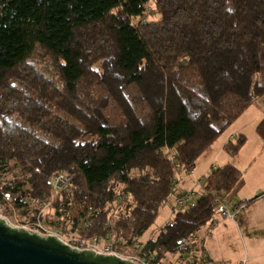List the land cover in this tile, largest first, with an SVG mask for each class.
<instances>
[{
  "label": "trees",
  "instance_id": "trees-1",
  "mask_svg": "<svg viewBox=\"0 0 264 264\" xmlns=\"http://www.w3.org/2000/svg\"><path fill=\"white\" fill-rule=\"evenodd\" d=\"M262 97L264 0H0V208L24 226L48 205L39 220L73 242L117 234L126 257L210 264L179 242L214 225L242 182L234 165L141 239L175 204L173 184ZM256 131L264 142V120ZM62 172L72 182L54 196Z\"/></svg>",
  "mask_w": 264,
  "mask_h": 264
},
{
  "label": "rangeland",
  "instance_id": "rangeland-1",
  "mask_svg": "<svg viewBox=\"0 0 264 264\" xmlns=\"http://www.w3.org/2000/svg\"><path fill=\"white\" fill-rule=\"evenodd\" d=\"M152 8L154 6L148 9L147 19L151 21L158 20L159 17H155L156 15L152 12ZM234 128L235 125H232L222 138L228 136ZM257 136L254 129L248 130L247 146L240 155L241 159L249 160L258 155L264 156V142L259 135ZM214 146L210 150H213ZM210 150L205 152L199 160L198 163H202L198 170H202L207 162L208 164L210 163L213 156V151ZM253 180L252 178V182H255ZM196 188L197 194L193 202L202 194V188L199 185H196ZM260 204L256 207V212L254 213L256 219H250L247 215L249 211H243L250 203L235 204L234 200L227 202L224 208L231 214H235L236 210H238L236 218L230 219L217 213L214 225L209 224L206 227L210 231L205 229L201 235L202 237L193 245V253H186L184 257L190 260L192 256L196 255L200 260L210 262V264H264V227L257 225L261 220L260 211L263 209ZM1 210L3 212L2 216L8 220L10 225L21 226V219L18 218L15 210H12L11 207L10 210ZM179 211L175 209L174 198H171L161 208L155 223L144 234L141 241L146 242L156 238L159 229L172 220ZM173 260L174 258L170 257L168 259L169 262Z\"/></svg>",
  "mask_w": 264,
  "mask_h": 264
},
{
  "label": "crops",
  "instance_id": "crops-1",
  "mask_svg": "<svg viewBox=\"0 0 264 264\" xmlns=\"http://www.w3.org/2000/svg\"><path fill=\"white\" fill-rule=\"evenodd\" d=\"M263 120H264V97L259 99L253 106H251L237 120V123L233 124L235 125V128L228 136L224 138L220 137L213 144L215 145L213 150H210L211 147H213V145L208 149L210 151H213L212 152L213 156L209 164L207 162L202 170H198L202 163V162L198 163L199 160L202 158L201 157L198 160L192 173L181 175V180L178 188V195L192 194L193 195L192 202H193L197 194L196 185H199L202 188L204 178L213 169H217L229 164L234 165L243 173V179L241 184L238 186L237 190L229 198H227L224 205L229 201L231 202L232 200L235 201V204H239L243 202L250 203V205L246 206V208L243 211H247V212L249 211L247 214L248 217L250 219H256L254 213L256 212V207L259 205V203H261L260 206L263 209L260 211L261 220L259 219L260 221L257 225H262L264 227V156L258 155L249 160L246 159L243 160L240 157L242 151L247 146L248 130L251 131L252 129H254L256 137H258L256 128L259 125V123H261ZM238 136H245L247 141L244 147L239 152V154L233 157L229 153H227L225 148L230 142H235ZM252 178L254 179L253 181L255 182H252ZM205 229L206 227L197 236L198 240L199 238L202 237L201 235ZM206 230L210 231V229H206Z\"/></svg>",
  "mask_w": 264,
  "mask_h": 264
},
{
  "label": "water",
  "instance_id": "water-1",
  "mask_svg": "<svg viewBox=\"0 0 264 264\" xmlns=\"http://www.w3.org/2000/svg\"><path fill=\"white\" fill-rule=\"evenodd\" d=\"M0 208V264H137L116 255L72 247L57 236L12 226Z\"/></svg>",
  "mask_w": 264,
  "mask_h": 264
},
{
  "label": "built area",
  "instance_id": "built-area-1",
  "mask_svg": "<svg viewBox=\"0 0 264 264\" xmlns=\"http://www.w3.org/2000/svg\"><path fill=\"white\" fill-rule=\"evenodd\" d=\"M72 182V176L67 172H62L55 174L51 180L52 184V193L53 195H58L62 192H66L69 190L70 184ZM173 186L178 189L179 183H174ZM192 194H185V195H178L175 199V209L181 210L184 207L188 206L192 202ZM218 202V201H217ZM224 204L219 207L218 213L229 217L230 219H235L238 213L236 210L235 214H231L228 210L224 208ZM42 209L40 210V214L38 216L37 221L28 222L24 227L29 229L32 232H36L42 236H57L67 244L71 245L72 247L78 248L80 250H94L98 253L106 254V255H116L122 257L124 259H129L137 264H152L151 262L141 261L138 257H126L122 255L120 252L115 250V246L122 240L121 235L119 237L117 234H112V236L105 241V243H100L97 239H94L90 242H81L76 243L73 242L71 239H65L60 233L46 227L40 220V215H42L48 208V205H42ZM115 220V219H113ZM19 227V226H18ZM198 239L196 237H191L188 239H183L179 242V251H186L193 243H195Z\"/></svg>",
  "mask_w": 264,
  "mask_h": 264
}]
</instances>
